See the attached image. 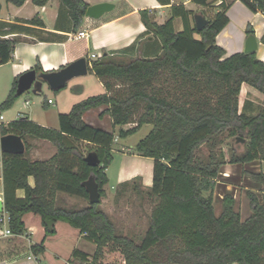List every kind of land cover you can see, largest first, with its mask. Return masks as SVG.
Returning <instances> with one entry per match:
<instances>
[{
  "label": "trees",
  "instance_id": "trees-1",
  "mask_svg": "<svg viewBox=\"0 0 264 264\" xmlns=\"http://www.w3.org/2000/svg\"><path fill=\"white\" fill-rule=\"evenodd\" d=\"M47 1L34 0L39 5ZM60 1L77 30L89 4L85 0ZM213 1L217 0H194L204 6ZM241 1L264 14V0ZM6 2L22 5L25 0ZM232 3L233 0H221L218 12L200 31L194 23L195 11L184 4L172 5L171 17L163 24L156 21L151 10H141L147 37L138 38L123 50L129 60H116L104 53L92 62L91 69L107 92L87 97L68 113L59 114L58 128L24 118L1 123L0 137L17 134L26 145L23 154L2 152L0 148L5 208L0 212L1 224L5 213L11 232L24 234V215L33 212L41 216L46 235L56 233L55 225L51 229L46 221L61 220L78 228L96 244V249L91 255L75 248L66 264H115L105 260L106 253L114 250L126 264H264L261 197L254 190L248 191L252 213L245 219L235 208L233 194H224L219 215L214 206L216 182L226 163L264 160V108L255 113L246 102L241 110L239 100L243 83L264 94V61L256 52L226 55L216 42V36L229 22L227 10ZM175 17L182 19L183 28L179 31L174 26ZM21 22L26 25L0 21V65L11 60L21 33L45 25L39 16ZM247 32L252 33L253 29L248 27ZM14 33L17 35L10 37ZM148 35L158 44L155 54H149L142 46L150 39ZM37 68L42 70L39 64ZM17 83L18 78L0 109L12 106L18 98ZM101 106H106L101 115L109 114L113 127L136 123L131 128H121V138L135 134L145 124L153 125L135 147L138 154L154 159L153 183L148 190L154 208L149 227L139 240L119 232L110 215L100 208L101 202H89L82 185L94 175L101 197L106 195V169L114 159L116 136L84 120L88 110ZM225 132L235 140L248 137L240 154L231 148L229 161L222 150H217ZM27 136L51 141L57 152L48 160L31 159ZM77 141L93 145L102 164L88 165ZM203 146L207 147V154L203 153ZM245 174L264 183V171ZM20 189L23 196L17 194ZM59 193L85 198L88 204L82 208L60 205ZM31 249L35 254L43 253L44 242L33 244Z\"/></svg>",
  "mask_w": 264,
  "mask_h": 264
},
{
  "label": "crops",
  "instance_id": "crops-1",
  "mask_svg": "<svg viewBox=\"0 0 264 264\" xmlns=\"http://www.w3.org/2000/svg\"><path fill=\"white\" fill-rule=\"evenodd\" d=\"M85 1L89 5L111 2L114 4V8L105 12L99 18H92L85 14L82 24L75 30L69 11L66 7L61 5L60 0H48L43 5L36 4L34 0H25L22 5L0 0L2 5L0 10V21L21 24V20L32 19L35 16H39L45 24L44 27L35 26L30 33H21L19 36H21L22 39L16 43L11 60L0 65V105L10 93L16 78H19L21 74L28 70L36 69L38 64L41 66L42 71H54L81 57L88 58V62L90 61L92 63L104 53L113 56L116 60H127L129 55L127 52H123V50L133 44L138 38L141 40L147 37H145L146 26L140 14V11L143 9L151 10L155 15L156 21L160 24L165 23L171 17V6L174 4H184L187 9L195 11L194 15L196 13H202L211 20L218 12V5L221 2V0H217L213 1L209 6H204L194 2V0H170L171 3H162L160 0ZM208 9H212V16L206 13ZM227 15L229 17V22L216 36L217 44L226 50V55L243 51L246 38L249 34L247 28L251 27L258 40V48L255 51L256 56L264 61V14L260 11L255 12L251 10L241 0H233L232 5L227 10ZM179 19L182 22L180 17L174 18L176 31L183 28V26L180 29L176 28L175 23ZM83 31L86 32L85 36H80V33ZM16 35L17 34L14 33L11 34L10 37ZM148 37L150 39L142 46L147 48L149 54H155L158 49V44L154 37L149 35ZM224 42L226 44H224ZM92 54L97 55L96 59H90ZM89 73L95 75L98 79L95 86L87 87L82 78V80L77 81L71 79L72 81L70 80L68 82L66 88L58 94L56 100L52 98L46 99L45 105L53 104L55 107L54 110L52 109L54 111L52 114H36L33 108H30L26 112L18 111L15 120L24 118L43 126L56 128L53 124L55 120L59 122V114L68 113L76 103L87 97L107 92L103 81L92 71L91 67L87 74ZM92 90H96L95 93H92L94 92ZM257 92L260 91L248 83H243L239 95L240 104L242 105L241 96L243 94L246 96L251 94L259 97ZM49 99L53 101L49 103ZM30 104L31 101L28 105L24 106L27 107ZM105 108L106 106H101L88 110L84 114V120L90 125L100 126L101 128L106 124V126L111 128H106L105 130L113 132L115 135L121 128L128 129L127 125L113 127L111 116L109 114L101 115ZM247 108H252V103L250 101L247 102ZM0 110L2 111V109ZM52 110L47 109L46 111ZM107 122L109 125H107ZM3 123L8 124L9 122L5 123L3 121ZM119 138L122 139L121 137ZM116 142L117 140L115 139L114 146ZM28 143L30 144L29 157L31 159L48 160L57 152L56 146L46 139L31 138V141H28ZM113 151H115L114 148ZM121 153L123 158L119 163L116 184L122 185L126 181L140 177L142 185L145 188H150L153 183V173L150 182L145 181L144 174L140 171L133 172L124 177H122L121 174L124 167L131 170L134 166H138L137 162L140 160L151 162L154 166V159L151 157H144L138 154L137 151H124ZM258 162L264 163V160H258ZM109 167L106 169L107 175ZM0 168V199H3L4 202L1 161ZM254 171L260 172L259 169ZM30 182L32 184L34 183L32 177L30 178ZM257 184L259 185L253 187V190L256 191L255 189H257L264 191V183L257 182ZM17 194L23 196L24 191L20 189L17 191ZM224 194H222V196ZM5 218H7V221L5 220L4 224L0 222V264H66L71 258L75 248L91 255L95 252L96 244L88 240L85 234H82L78 228L73 227L68 222L59 220L55 223L56 233L53 235H46L41 216L29 212L24 215L27 228L24 234L18 235L12 233L10 235H4V230L9 228L8 216L4 213V219ZM42 241L45 246L44 252L35 254L31 246L33 244H40Z\"/></svg>",
  "mask_w": 264,
  "mask_h": 264
},
{
  "label": "rangeland",
  "instance_id": "rangeland-1",
  "mask_svg": "<svg viewBox=\"0 0 264 264\" xmlns=\"http://www.w3.org/2000/svg\"><path fill=\"white\" fill-rule=\"evenodd\" d=\"M198 11V10H196ZM209 16H212V9H208L206 12ZM176 28H182V22L179 19L175 23ZM199 37L198 34H196ZM129 60V57L128 59ZM124 60L123 61H127ZM78 78V79H77ZM84 80V84L88 86H95L98 79L95 75L91 73L87 75H82L76 77L72 80ZM71 80V81H72ZM119 83V81H115ZM70 86V85H69ZM119 86V85H118ZM79 87V86H78ZM66 88V87H64ZM54 91L47 85H44L41 94H34L32 91H26L21 96H19L12 106L3 108L2 112L5 116V123H8L16 119L18 111H28L33 108L36 114H52L54 111V105H45L47 98H52L56 100L58 94L64 89ZM95 93L96 90H92ZM258 96L248 94L247 96L243 94L241 96L240 109L242 110L246 102L250 101L255 109V113L264 108V94L257 92ZM240 97V96H239ZM30 99L31 104L27 107L24 106V101ZM240 100V98H239ZM1 103V102H0ZM47 109H53L52 111H46ZM247 113H251V110ZM59 122L55 120V127H58ZM107 125L109 123L107 122ZM127 128H131L136 125V123L126 124ZM100 127V126H99ZM111 128L109 126H102V128ZM153 125L145 124L142 128L126 138H119V132H116V144L114 146L115 151H113L114 159L108 169L109 182L104 186L106 195L102 197L100 208L107 212L113 219L117 230L125 235L134 236L139 240L147 231L150 222V214L154 208V203L148 195L149 188H145L142 185L141 179H134L127 185H117V173L119 168V163L121 162L123 155L121 152H135V145L147 136L151 131ZM31 138H36L32 136H27V140L31 141ZM245 142L248 140V137ZM221 142L217 146V150H222L226 154V160H230L231 148L234 147L236 153L240 154L244 150V144L241 141L236 142L235 138L229 135L228 132L223 133L220 136ZM76 145L81 149V151L87 155L89 151L94 150L93 145L86 142L77 141ZM203 153L207 154L208 150L206 146H203ZM1 169V168H0ZM264 171V163L258 162V160L253 161V163L246 164H236L228 162L222 167V171L230 173V177H224L220 174L216 182V188L214 190V206L216 214L219 215L222 212V194H233L236 200L235 208L240 212L243 219L247 218L252 213V208L250 204V198L248 196V191L253 190V187L259 185L257 182L245 172L254 170ZM249 177V178H247ZM137 187V189L135 188ZM107 190V191H106ZM257 195L261 197L264 201V191L255 189ZM58 204L73 207L82 208L88 204V200L82 197L69 195L66 193H59L57 196ZM105 260L115 263L124 264L123 256L117 251H108L105 255ZM237 264V263H232Z\"/></svg>",
  "mask_w": 264,
  "mask_h": 264
},
{
  "label": "water",
  "instance_id": "water-1",
  "mask_svg": "<svg viewBox=\"0 0 264 264\" xmlns=\"http://www.w3.org/2000/svg\"><path fill=\"white\" fill-rule=\"evenodd\" d=\"M114 8V4L111 2H101L93 5H89L86 10V15L92 18H99L105 12L110 11ZM195 25L197 30H202L205 26L210 23V20L202 13H196L194 15ZM258 48V40L256 35L252 32L249 33L244 47V52H255ZM90 70L88 58L81 57L77 60L69 63L68 65L54 71H37L31 69L18 78L17 83V96H21L26 91H32L34 94H41L43 86L47 85L54 91H58L68 84V82L78 76L86 75ZM245 138H236V142L241 141L245 143ZM0 148L2 152H11L16 154H23L26 150L24 140L20 135L17 134H6L0 137ZM85 161L90 166H100L101 158L97 151H90L85 156ZM82 185L86 188L89 196L90 203H100L102 200L101 192L99 189V183L94 175H91L85 180ZM4 211L3 199H0V212ZM49 228H53L55 223L53 221H46Z\"/></svg>",
  "mask_w": 264,
  "mask_h": 264
},
{
  "label": "bare ground",
  "instance_id": "bare-ground-1",
  "mask_svg": "<svg viewBox=\"0 0 264 264\" xmlns=\"http://www.w3.org/2000/svg\"><path fill=\"white\" fill-rule=\"evenodd\" d=\"M240 7V6H239ZM234 9V8H233ZM241 9V8H240ZM246 13V12H245ZM252 15V14H251ZM221 37V36H220ZM223 38V37H222ZM224 39V38H223ZM223 41V40H222ZM221 42V41H220ZM224 44H226L224 42ZM228 45V44H227ZM230 47V46H229ZM153 160V159H152ZM138 163V166L136 165V167L134 166L131 170H128L127 167H124L123 170H122V177L124 176H127V175H130L131 173L133 172H136V171H140L144 174V177H145V181L146 182H150L151 181V176H152V171H153V164L151 162H148V161H143V160H140ZM127 164V163H126ZM129 164V163H128ZM132 164V163H131ZM222 176L224 177H230V173L228 172H222L221 173Z\"/></svg>",
  "mask_w": 264,
  "mask_h": 264
},
{
  "label": "built area",
  "instance_id": "built-area-1",
  "mask_svg": "<svg viewBox=\"0 0 264 264\" xmlns=\"http://www.w3.org/2000/svg\"><path fill=\"white\" fill-rule=\"evenodd\" d=\"M85 34H86V32L85 31H83V32H81L80 33V36H85ZM96 57H97V55L96 54H92L91 55V57H90V59L92 60V59H96ZM89 66L90 67H92V63L89 61ZM53 100L52 99H49V103H51ZM30 103V100H26L25 102H24V105L26 106V105H28ZM5 120V116H4V114H3V112L0 110V124L1 123H3V121ZM7 221V218H5L4 219V221ZM3 234L4 235H10V234H12V232H11V230L9 229V228H6L5 230H4V232H3ZM124 260V259H123ZM124 264H126V261L124 260Z\"/></svg>",
  "mask_w": 264,
  "mask_h": 264
},
{
  "label": "flooded vegetation",
  "instance_id": "flooded-vegetation-1",
  "mask_svg": "<svg viewBox=\"0 0 264 264\" xmlns=\"http://www.w3.org/2000/svg\"><path fill=\"white\" fill-rule=\"evenodd\" d=\"M36 70L39 71V70H41V69L37 68Z\"/></svg>",
  "mask_w": 264,
  "mask_h": 264
}]
</instances>
